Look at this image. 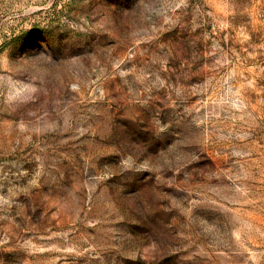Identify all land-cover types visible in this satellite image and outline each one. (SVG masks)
Wrapping results in <instances>:
<instances>
[{
  "label": "rangeland",
  "instance_id": "1",
  "mask_svg": "<svg viewBox=\"0 0 264 264\" xmlns=\"http://www.w3.org/2000/svg\"><path fill=\"white\" fill-rule=\"evenodd\" d=\"M0 264H264V0H0Z\"/></svg>",
  "mask_w": 264,
  "mask_h": 264
}]
</instances>
